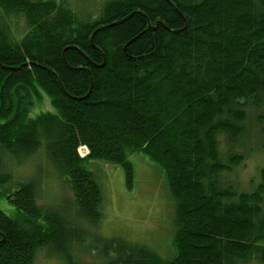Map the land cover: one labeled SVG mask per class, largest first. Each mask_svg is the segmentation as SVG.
Returning <instances> with one entry per match:
<instances>
[{"label":"trees","instance_id":"16d2710c","mask_svg":"<svg viewBox=\"0 0 264 264\" xmlns=\"http://www.w3.org/2000/svg\"><path fill=\"white\" fill-rule=\"evenodd\" d=\"M45 101L52 110L33 117ZM255 112H264V0H104L95 17L64 1L0 0V198L14 209H0V264H35L41 250L87 264L79 245L89 264H264V169L252 192L228 184L245 157L219 140L236 148ZM134 154L164 174L170 259L120 238L86 243L82 224L104 217L91 162L121 167L132 190ZM35 155L71 205L44 206L34 179L5 172L6 158Z\"/></svg>","mask_w":264,"mask_h":264},{"label":"rangeland","instance_id":"374dc122","mask_svg":"<svg viewBox=\"0 0 264 264\" xmlns=\"http://www.w3.org/2000/svg\"><path fill=\"white\" fill-rule=\"evenodd\" d=\"M56 1H64L81 16L95 17L99 15L104 0ZM40 110L52 109L45 101L44 105L35 108L33 117ZM219 140L224 153L231 151L245 157L244 162L235 168L230 176H223V180L228 181V184L237 185L241 192L255 190L260 182L259 173L264 169V112L249 114L245 133L236 148H230L224 136H220ZM41 156L35 155L19 163L6 158L5 172L11 173L20 181L34 179L40 189L39 202L44 206L63 205V203L71 205L74 201L71 191ZM129 160L135 169L132 190L127 188L125 174L121 167L91 162L89 169L97 172L103 187L104 217L102 223L95 227L82 224L91 237V242L86 241V243L88 245L95 243L94 239L98 236L106 240L120 238L145 245L161 257L170 259L175 254L173 244L175 213L164 174L142 154L131 155ZM0 209L8 215H12L14 211L4 198H0ZM75 251L87 264L94 262L92 260L94 255H91L92 253L86 248L79 245ZM35 264H62V262L56 255L41 250L38 252Z\"/></svg>","mask_w":264,"mask_h":264}]
</instances>
